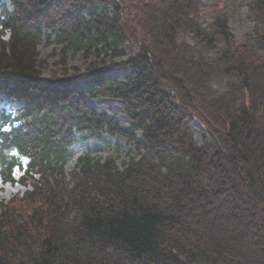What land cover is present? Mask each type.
I'll use <instances>...</instances> for the list:
<instances>
[{
    "label": "trees",
    "instance_id": "trees-1",
    "mask_svg": "<svg viewBox=\"0 0 264 264\" xmlns=\"http://www.w3.org/2000/svg\"><path fill=\"white\" fill-rule=\"evenodd\" d=\"M9 1L0 84L21 107L0 109V179L26 190L1 205L0 264H264V0H220L208 23L204 0ZM244 8L254 28L237 41ZM53 43L65 71L44 79ZM98 99L120 100L130 126ZM103 135L138 157L67 172L74 145Z\"/></svg>",
    "mask_w": 264,
    "mask_h": 264
},
{
    "label": "rangeland",
    "instance_id": "rangeland-1",
    "mask_svg": "<svg viewBox=\"0 0 264 264\" xmlns=\"http://www.w3.org/2000/svg\"><path fill=\"white\" fill-rule=\"evenodd\" d=\"M133 0H128V4ZM8 5H10L9 0H4ZM220 0H204V11L202 16V22L208 23L211 17L218 10V4ZM133 16V15H132ZM230 28L236 37L237 41H242L244 37L252 31L254 24L248 18V9L244 8L240 13L234 15L230 19ZM54 38H52L53 40ZM61 46L56 44H43L40 47V60L43 66V77L44 79L52 77L53 75L60 76L64 69V59L60 53ZM126 51L128 56L134 53L132 47L127 46ZM89 61H87L82 54L77 56H72L68 54L67 59V70L70 73L74 70H79L83 72L86 70ZM108 75L116 79H124L125 73L110 71ZM5 92L4 85L0 84V109H6L10 114H15L16 111L21 107V105L11 103L9 99L4 95ZM88 105L102 113H107L110 116L116 118L122 126H130V119L127 116L123 104L120 100L116 99H98V100H88ZM140 136V134H139ZM194 137L199 145H203L208 141V135L204 126L199 123L194 124ZM103 141H98L95 139H88L79 142L73 147V155L66 165L67 172L73 170L79 157L84 155H89L96 159H107L114 158L120 167H123L125 163H129L132 158L138 157V152L135 146L128 143L125 139L120 137H109L108 135L102 136ZM27 161H24L26 165ZM23 174L20 169L15 170V178L18 179ZM25 187L20 184H3L0 179V213L1 205L4 202L9 201L14 195L18 193H23Z\"/></svg>",
    "mask_w": 264,
    "mask_h": 264
},
{
    "label": "bare ground",
    "instance_id": "bare-ground-1",
    "mask_svg": "<svg viewBox=\"0 0 264 264\" xmlns=\"http://www.w3.org/2000/svg\"><path fill=\"white\" fill-rule=\"evenodd\" d=\"M4 95H5V92L3 91Z\"/></svg>",
    "mask_w": 264,
    "mask_h": 264
}]
</instances>
